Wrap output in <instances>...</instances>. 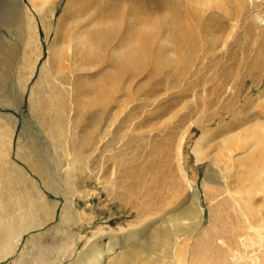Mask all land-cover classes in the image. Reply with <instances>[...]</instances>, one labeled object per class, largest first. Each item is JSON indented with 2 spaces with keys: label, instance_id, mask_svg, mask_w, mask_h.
Returning a JSON list of instances; mask_svg holds the SVG:
<instances>
[{
  "label": "rangeland",
  "instance_id": "1",
  "mask_svg": "<svg viewBox=\"0 0 264 264\" xmlns=\"http://www.w3.org/2000/svg\"><path fill=\"white\" fill-rule=\"evenodd\" d=\"M0 133V205L49 212L0 264H83L198 206L178 253L264 264V0H0Z\"/></svg>",
  "mask_w": 264,
  "mask_h": 264
},
{
  "label": "bare ground",
  "instance_id": "2",
  "mask_svg": "<svg viewBox=\"0 0 264 264\" xmlns=\"http://www.w3.org/2000/svg\"><path fill=\"white\" fill-rule=\"evenodd\" d=\"M32 27L33 26H31V28ZM3 137H4L3 134L0 133V142L3 141L4 139ZM1 166H0V171H1ZM11 170L13 169L11 168ZM9 185L11 184L9 183ZM10 187L11 186H9L11 195L9 196L14 197L12 199L13 200L12 203L10 204L11 208L7 210L5 206L0 205V260L6 258L10 254H14L24 233L29 232L32 229L41 226L43 223V218L49 215V212L45 208H43V205L41 203L43 200L38 198L40 199V201L39 202L35 201L34 199L35 194L33 193V191L28 190L29 192L18 196L17 195L18 192L16 191V188L15 187L10 188ZM71 208H73L71 204L68 201H66L64 206V211L62 214V219L65 217V214H67L68 209ZM40 210H44L41 214L42 217L41 216L38 217L39 216L38 212ZM186 218L190 219L189 223H180L179 221L174 220L172 221L173 222L172 225L169 224L168 227H164L162 226L163 224H159L158 221L155 220L153 223L149 222V224H146L139 229L130 230L126 234H123V236L126 237L127 239L132 238L135 240H142L139 246H134L130 242H125L124 244H121L120 242H118L119 239L117 238V236L116 237L112 236L113 240L105 244V246H107V250H104V246L100 245L98 240L95 243L91 242L92 244H90L87 251L84 254L82 253L83 259L85 260L83 264H214L211 259L207 258V256L205 257L200 256V258H197L196 257L197 255L194 254L195 256H193L194 252L187 253L188 250H185L186 252L183 255L184 256L183 262L179 258L182 253H178L174 248L175 244H177L176 241H178L177 235L187 236L188 238H185V240L186 239L191 240L192 238L191 234L197 231L202 220L201 208L199 206L194 208L192 207V210L188 211ZM164 221L165 219L163 220V222ZM249 222L251 223V219L249 220ZM226 227L227 225L223 224L222 228H226ZM210 231H211L210 228L207 229V231H205V235L206 236L208 235V237L209 235L214 236L212 237L214 242L217 243L226 242L222 234H220L217 230H214L212 232ZM145 234H147L148 237L142 239L143 235ZM137 236H141V237H137ZM189 243L190 245L188 247L191 246V243L194 245L196 242L193 243V241L192 242L190 241ZM117 244H120V246L115 247V245ZM211 244H212V239L211 240L209 239V241L205 239V242L204 243L202 242V246L207 248H209V246L211 247ZM160 247H164L162 253L161 254L155 253V251L159 250ZM192 247L193 246H191V249ZM195 247L196 246L194 245L193 248ZM212 249L210 250V252L212 251ZM73 252L75 251H72V253ZM171 253H172V258L170 257ZM183 256L181 255V258ZM225 258L226 256L222 257L220 262L218 261L217 264H229L227 263L228 261Z\"/></svg>",
  "mask_w": 264,
  "mask_h": 264
}]
</instances>
